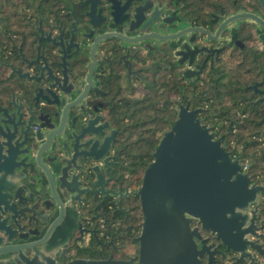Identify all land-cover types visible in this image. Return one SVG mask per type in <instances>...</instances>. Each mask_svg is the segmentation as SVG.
<instances>
[{"label": "flooded vegetation", "instance_id": "flooded-vegetation-1", "mask_svg": "<svg viewBox=\"0 0 264 264\" xmlns=\"http://www.w3.org/2000/svg\"><path fill=\"white\" fill-rule=\"evenodd\" d=\"M234 6L235 12L227 13L218 5L216 12L198 13L195 17L197 21H193L191 13H184V4L180 0H0V111H10L13 102H22L26 107L34 99V86L43 87L45 79L51 75L49 68L53 73L62 71L55 64L65 53L64 45L68 43L72 46V59L76 61L74 71L85 80L90 68L89 82L92 81L95 86V91L90 93L91 102L85 108V113H78L80 121L100 115L103 121L109 123L110 129L115 130L111 145V153L115 155L110 160L106 178L111 176V180L108 181L106 190L120 189L122 193L135 191L139 187L131 186L129 166L125 159L129 154L130 131L127 127L131 125L129 117L137 119L140 101L144 98L145 91L153 86V82L159 85L172 81V87L179 92V96L173 99L174 120L178 108L185 105L189 110H202L197 114L200 120V116L207 111V105L204 108H191L190 102L199 98L201 90L218 87V84L233 89V80L240 81L252 73L250 84L242 88L244 100L253 109L256 108V120L264 123V102L260 101L262 96L259 95L264 90V64H261L264 52L256 33L257 27L246 22L231 24L224 28L218 41L201 42L200 45L225 48L217 56L206 60L197 80L195 77H184L187 64H179L181 58L177 54L181 50L172 39L179 31L192 27H200L213 34L224 20L221 10L226 16H230L236 14L239 7L242 8L236 3ZM249 12L264 19L260 7L257 11ZM90 20L95 26L94 31L89 25ZM229 33L232 37L236 34L235 39L231 40ZM108 35L132 41V45L123 44L122 39L100 40ZM190 37L188 35L185 38V43H188ZM163 38L167 41H163ZM127 50L130 57L128 70L124 67V61H119V57L125 55ZM37 66L42 70L38 71ZM67 72L72 76V69L67 68ZM97 75L99 79L93 81ZM160 89L158 94L161 93ZM35 95L36 99L40 97V94ZM67 123H70V119L66 123L62 121L56 131L67 135ZM38 124L37 120L31 119L29 129L41 131ZM207 128L217 137L219 132L212 124L208 123ZM61 143L60 141L59 147ZM9 151L5 156L2 146L0 147V167L5 168L6 176H9V171L15 164V151ZM28 162L29 159L24 163ZM1 176L0 173V179ZM251 184L264 186V179L260 183ZM5 195L7 206L12 202L11 190ZM131 199L136 198L128 196L116 204L117 201L110 195H106L103 201L102 197H97L87 211H78L73 217L62 215L58 226L51 231H48L50 223L58 220V214L51 218L45 216L47 212L37 214V210L34 217L37 219L36 225L27 226L21 217L19 223L14 225L11 214L3 211L5 206L0 205V228L5 231L9 227L8 233L17 229L18 234L35 230L42 233L41 237L46 232V249L53 243L59 245L55 256L58 264H91L109 259L124 262L133 259L136 262L139 245L135 239L139 236L141 227L139 226L137 235L134 229L131 230V235L126 231L130 226L134 227L136 222L130 212L131 207H128ZM24 207L29 206H18L16 214L19 215V210L23 216L30 217L31 214L25 212ZM251 211H255V235L249 237L246 248L241 249V252L232 251L216 238L202 234L209 239L207 244L213 245L211 251L215 248L217 251L210 258V264H264V194H259ZM249 215L253 216L251 212ZM40 220H45L46 223H40ZM122 223L125 224L122 226ZM3 233L0 232V247L17 239L15 237L8 242ZM117 237L123 240L117 241ZM26 257L27 264H48L44 255L39 254L38 259L34 260H31V254ZM201 262L208 264L209 258L205 255Z\"/></svg>", "mask_w": 264, "mask_h": 264}, {"label": "water", "instance_id": "water-1", "mask_svg": "<svg viewBox=\"0 0 264 264\" xmlns=\"http://www.w3.org/2000/svg\"><path fill=\"white\" fill-rule=\"evenodd\" d=\"M256 1L264 14V0ZM221 16L224 20L213 34L192 27L179 31L172 38L181 50L177 54L181 58L179 64H187L183 73L185 78L197 80L206 60L223 51L225 47H208L200 43L218 41L224 28L231 24L246 22L257 27L264 52V19L261 16L240 7L230 16L221 10ZM91 22L89 25L94 31ZM188 35L191 37L185 43ZM235 35L232 37L229 33L231 40ZM105 38L122 39L123 44L132 45V41L119 36L108 35L100 40ZM71 47L68 43L64 45L66 51L55 64L62 71L53 73L49 68L51 75L45 79L44 86H34L33 92L40 94L39 98L36 99L34 94L26 107L22 102H13L10 111H0V147L5 156L10 149L15 151V164L9 176H6L5 168L0 167V205L5 206L3 211L11 214L12 223L18 224L21 217L27 226L36 225L37 210V214L47 212L45 216L51 218L58 214V220L50 223L48 231H51L58 226L62 215L73 217L78 211H87L97 197H102L103 201L110 195L119 204L131 196L138 199L142 217L140 234L135 239L139 245L137 261L109 259L91 264H202L205 255L210 264V258L217 251L216 248L211 251L213 245L207 244L209 239L201 232L237 253L246 248V241L255 235L256 209L251 211V206L259 194H264V186L250 183L248 173L241 171L239 160L222 147L221 138L201 124L197 116L202 112L200 109L189 110L187 105L178 108L176 119L163 132L137 190L125 193L120 189L106 190L111 180V176L106 178L110 160L115 155L111 153L115 130H111L100 115L80 121L95 86L89 82L90 68L85 80L74 71L76 61L72 59ZM126 52L119 61H124L128 70L130 57L128 50ZM67 68L72 69V76ZM36 69L42 70L40 66ZM98 79L99 75L93 81ZM259 95L262 96L260 101L264 102V90ZM31 119L37 120L41 131L29 129ZM69 119L67 135L57 132L61 122L66 123ZM27 159L29 162L25 164ZM8 190L12 192V202L7 207L5 194ZM25 204L29 207L23 210L30 213V217L23 216L19 210V215L15 212L18 206ZM40 223L46 221L40 220ZM7 230L0 228L8 242L17 239L0 247L1 264L10 261L27 264L28 254H31V260L38 259L40 254L45 256L48 264H58L55 256L59 245L53 243L46 249V232L41 237L42 233L35 230L25 234H18L17 229L13 233Z\"/></svg>", "mask_w": 264, "mask_h": 264}, {"label": "trees", "instance_id": "trees-1", "mask_svg": "<svg viewBox=\"0 0 264 264\" xmlns=\"http://www.w3.org/2000/svg\"><path fill=\"white\" fill-rule=\"evenodd\" d=\"M180 2L184 4V13L187 15L191 13L193 21H197L195 17L198 13L216 12L218 5H221L227 13L235 12L234 3L241 5L246 11L259 10L256 0H180ZM261 64L263 65L264 61H261ZM251 77L252 73L240 81L232 79L235 85L233 89L218 84V87L212 86L209 90H201L199 98L191 100L190 107L204 108L207 105V111L200 116L201 124L204 127H207L208 123L212 124L218 130L216 136L221 137L222 147L225 151H230L231 157L237 158L241 155L248 158L250 183H260L264 179V133L262 132L264 123L256 120L257 110L244 100L245 93L242 91L244 85L250 84ZM172 84V81L162 82L159 85L153 82V86L145 91L144 98L140 101L139 111L136 113L137 119L129 117L131 122L127 127L130 131L129 154L125 159L129 166L131 186L135 188L140 186L143 171L152 161V153L161 134L170 128L175 118L173 99L179 96V92L172 87ZM159 88H161L160 94H158ZM239 148L240 154L237 153ZM128 207H131L130 212L133 213L136 222L134 227L130 226L126 231L131 235V230L134 229L137 235L142 220L139 201L131 199ZM201 234L208 236L203 232ZM116 240L122 241L123 238L117 237ZM128 241L131 242L130 239Z\"/></svg>", "mask_w": 264, "mask_h": 264}, {"label": "rangeland", "instance_id": "rangeland-1", "mask_svg": "<svg viewBox=\"0 0 264 264\" xmlns=\"http://www.w3.org/2000/svg\"><path fill=\"white\" fill-rule=\"evenodd\" d=\"M162 134H163V133H162ZM162 134H161V136H162ZM237 153H238V154L241 153V149H240V148H239V150H238ZM236 156H237V155H236ZM236 159L239 160L240 164H247V166L250 165V160H249L248 158H244V157H241V155H239V156H237Z\"/></svg>", "mask_w": 264, "mask_h": 264}, {"label": "built area", "instance_id": "built-area-1", "mask_svg": "<svg viewBox=\"0 0 264 264\" xmlns=\"http://www.w3.org/2000/svg\"><path fill=\"white\" fill-rule=\"evenodd\" d=\"M240 165H241V171H242V173H247L248 172V166H247V164H240Z\"/></svg>", "mask_w": 264, "mask_h": 264}]
</instances>
